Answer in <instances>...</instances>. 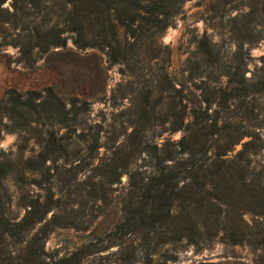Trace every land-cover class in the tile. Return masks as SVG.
Returning a JSON list of instances; mask_svg holds the SVG:
<instances>
[{"label":"trees","instance_id":"16d2710c","mask_svg":"<svg viewBox=\"0 0 264 264\" xmlns=\"http://www.w3.org/2000/svg\"><path fill=\"white\" fill-rule=\"evenodd\" d=\"M5 1L0 0V27L6 24L26 30L22 41L26 52H48L55 46L65 48L62 33L70 31L78 49L102 50L108 61L121 64H128L134 58L166 62L168 47L158 39L172 24L184 2L56 0L59 11L50 8L52 15L47 11L41 16L43 10L49 8V0H12L11 11L3 7ZM259 5V0H252L246 12H242L241 27L250 39H245L244 33L238 37L241 41L237 42V49L233 52L234 61L224 60L206 35L197 42L196 62L190 78L224 77L226 83L222 96L231 103L237 100L246 103L250 96L264 91V75L248 77L241 52L243 42H254L263 37L259 33V27L263 25ZM29 15H35L29 21L32 26L26 21ZM63 15L65 28L57 27L56 23L46 27L51 16H56L58 21ZM37 17L42 20L37 22ZM2 44L4 41L0 46ZM162 49L164 55L161 56ZM83 84L68 96L48 90L39 101L31 95L23 97V93L10 92L4 110L11 114L8 115L11 120L31 126L45 119L50 125L45 131L37 160L28 159L27 163L32 162L38 167L49 159L68 157V147L73 143L88 144L90 150L100 147L98 132L90 136L84 133L85 116L94 96L84 93ZM191 95L186 97L164 73L157 78L156 85L138 91L132 98L134 109L126 118V125L131 129L123 131L124 140L112 150L115 177L121 168L126 170L129 167L134 152H141L149 126L183 129L184 134L177 144L165 143L177 147L164 148L150 178L131 180L130 192L139 194L126 204L123 219L113 233L116 237L112 243L118 249L130 247L126 261H119V264H138V246L146 251L145 264H166L157 260L163 247L182 239L197 243L218 235L226 243L256 246L264 253V185L259 173L254 172L250 156L255 155L262 144L257 143L250 133H241L237 128L225 125L217 126L220 115L211 118L208 110L213 103H220L214 92L206 93L202 88L201 92H192ZM203 103L204 109L201 108ZM187 113L190 120L185 122ZM78 128L80 132H77ZM61 129L64 132L60 133ZM244 137L249 139L241 143L242 147L235 156L225 157ZM175 153L180 156L176 157ZM12 170V162L0 161V181ZM28 206L30 208L22 218L15 221L10 217L9 202L0 193V264H79L84 255L108 247L103 243L86 244L68 256L49 257L44 240L51 228L50 220L36 228L44 220L46 209L44 206L42 209L31 204ZM245 211L252 212L260 220L249 224L242 216Z\"/></svg>","mask_w":264,"mask_h":264},{"label":"rangeland","instance_id":"374dc122","mask_svg":"<svg viewBox=\"0 0 264 264\" xmlns=\"http://www.w3.org/2000/svg\"><path fill=\"white\" fill-rule=\"evenodd\" d=\"M224 1L184 0L180 12L158 39L168 47L166 62L134 58L128 64L111 63L102 50L78 49L70 31L62 33L65 48L55 46L48 52H26L22 44L26 30L6 24L0 27V42L4 41L0 46V161L7 160L13 164V170L0 181V193L9 202L10 217L15 221L22 218L30 208L28 205L37 209L44 206V220L36 228L50 220L51 228L44 240L49 257L57 259L86 244L103 243L108 247L84 255L79 264H119V261H126L130 247L118 249L112 241L116 237L113 234L116 225L123 219L124 207L139 194L130 192L131 180L150 178L164 154V148L177 147L165 143L177 144L184 130L149 126L141 152L133 153L131 164L126 170L121 168L117 177L112 172V150L114 145L124 140L123 131L131 129L126 125V118L134 109V94L156 85L157 78L164 73L186 97H191L192 92H201L202 88L206 93L214 92L220 103H213L208 110L211 118L220 115L217 126L225 125L237 128L241 133H250L257 143L262 144L258 152L250 156L254 172L259 173L260 182L264 185V91L250 96L248 103L240 100L231 103L222 96L226 83L224 77L191 79L189 75L196 62L197 42L203 35L210 39L226 61H234L233 52L237 49V42L241 41L238 37L244 33L245 39H250L241 25L242 12H246L252 0H232L227 4ZM262 1L259 0V6L263 25L259 27V33L263 37L242 43L241 52L248 77L264 75ZM11 2L6 0L3 7L11 11ZM55 2L49 0V8L43 10L41 16L47 11L52 15L50 8L58 12ZM64 17L57 21L56 16H51L46 27L56 23L57 27L65 28ZM34 18L35 15H29L27 24L32 26L29 21ZM41 20V17L36 19L37 22ZM163 53L162 49L161 56ZM82 83L84 93L94 96L85 116L87 125L84 133L90 136L98 132L100 147L90 150L88 144L73 143L68 147V157L49 159L38 167L32 162L27 163L28 159L37 160L45 131L50 125L45 119L31 126L11 120L8 116L11 114L4 110L10 92L23 93V97L31 95L39 101L48 90L68 96L72 90L78 91ZM205 107L203 103L201 108ZM189 120L187 113L184 121ZM62 132L63 129L60 130ZM77 132H80L79 128ZM248 139L242 138L225 157L233 158L241 149V143ZM174 155L180 156L179 153ZM242 216L249 224L260 220L250 211H245ZM143 249L142 246L136 249L140 259L138 264L146 263V251ZM263 254L256 246L229 244L218 235L203 238L197 243L186 239L173 242L161 249L157 260L166 264H264Z\"/></svg>","mask_w":264,"mask_h":264}]
</instances>
